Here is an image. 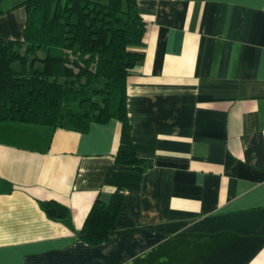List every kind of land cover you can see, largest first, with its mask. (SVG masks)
<instances>
[{"label": "crops", "instance_id": "obj_1", "mask_svg": "<svg viewBox=\"0 0 264 264\" xmlns=\"http://www.w3.org/2000/svg\"><path fill=\"white\" fill-rule=\"evenodd\" d=\"M26 1H2L4 39L23 40ZM136 1L146 32L127 110L152 167L116 163L115 119L1 124L0 264H264V0ZM116 191L110 240L85 242L95 201Z\"/></svg>", "mask_w": 264, "mask_h": 264}, {"label": "trees", "instance_id": "obj_2", "mask_svg": "<svg viewBox=\"0 0 264 264\" xmlns=\"http://www.w3.org/2000/svg\"><path fill=\"white\" fill-rule=\"evenodd\" d=\"M2 0H0V15ZM23 40L0 34V125L13 122L87 132L93 123L121 124L116 163L145 172L152 162L131 141L127 80L143 55L146 23L136 0H28ZM18 66V67H17ZM53 219L69 211L44 203ZM125 197L98 198L80 233L92 245L110 240Z\"/></svg>", "mask_w": 264, "mask_h": 264}, {"label": "rangeland", "instance_id": "obj_3", "mask_svg": "<svg viewBox=\"0 0 264 264\" xmlns=\"http://www.w3.org/2000/svg\"><path fill=\"white\" fill-rule=\"evenodd\" d=\"M2 1H3V0H2ZM1 11H3V10H2V4H1ZM17 67H18V66H17Z\"/></svg>", "mask_w": 264, "mask_h": 264}]
</instances>
